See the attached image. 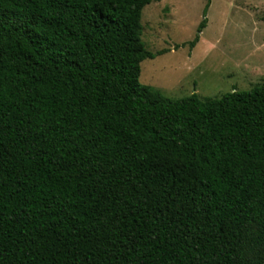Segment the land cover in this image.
Returning <instances> with one entry per match:
<instances>
[{
	"label": "trees",
	"instance_id": "trees-1",
	"mask_svg": "<svg viewBox=\"0 0 264 264\" xmlns=\"http://www.w3.org/2000/svg\"><path fill=\"white\" fill-rule=\"evenodd\" d=\"M160 1L0 0V264H264V85H142Z\"/></svg>",
	"mask_w": 264,
	"mask_h": 264
},
{
	"label": "rangeland",
	"instance_id": "rangeland-1",
	"mask_svg": "<svg viewBox=\"0 0 264 264\" xmlns=\"http://www.w3.org/2000/svg\"><path fill=\"white\" fill-rule=\"evenodd\" d=\"M207 5L161 0L144 8L146 48L165 53L142 63V85L171 100H215L264 85V0H211L199 33Z\"/></svg>",
	"mask_w": 264,
	"mask_h": 264
}]
</instances>
